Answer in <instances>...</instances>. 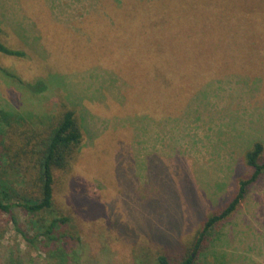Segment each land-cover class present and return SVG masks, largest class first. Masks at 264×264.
<instances>
[{
    "label": "rangeland",
    "instance_id": "rangeland-1",
    "mask_svg": "<svg viewBox=\"0 0 264 264\" xmlns=\"http://www.w3.org/2000/svg\"><path fill=\"white\" fill-rule=\"evenodd\" d=\"M0 25L26 53H0V264H182L264 144V0H0ZM67 110L83 140L38 224L17 205L37 194L26 153ZM196 264H264V176Z\"/></svg>",
    "mask_w": 264,
    "mask_h": 264
},
{
    "label": "trees",
    "instance_id": "trees-1",
    "mask_svg": "<svg viewBox=\"0 0 264 264\" xmlns=\"http://www.w3.org/2000/svg\"><path fill=\"white\" fill-rule=\"evenodd\" d=\"M234 41H236L234 44L240 49H256L260 44L259 40L252 39L251 37H248L246 40L243 39L242 41ZM0 53L17 56L26 55L24 51L12 49L1 41ZM199 64L200 62H196L194 65ZM6 73L8 72L6 71ZM20 83L23 87L36 93L43 92L48 88L44 81L24 83L21 80ZM82 140L83 133L75 111L67 110L63 113L57 124L51 127V130L41 140L37 149L30 150L31 153H26L27 155L31 154L32 160L35 162L34 165L26 164L25 166L29 169L31 179H33L32 184L37 188V194L24 195L23 200L18 202L17 205L23 207L33 217H37L36 223L41 224L40 221L42 220L43 213L51 210L54 206L55 169H65L69 166L74 152ZM245 166L252 173L246 176V179L240 181L237 193L223 211L210 216L204 221L202 229L198 231L194 241L188 247L182 264H196V260L205 247L208 236L212 234L215 226L237 211L246 198L250 187L264 176V144L262 142H257L254 148L248 152L247 164L245 163ZM3 183V180L0 179V210L11 213L15 204L11 201L12 195L10 188L3 185ZM68 220V217H57L53 219L46 227L44 226L45 229L36 234V237L44 235L50 240H55L56 237L53 235L55 229L61 222H67ZM25 236L30 240V237ZM158 260L159 264H171L167 255H160Z\"/></svg>",
    "mask_w": 264,
    "mask_h": 264
}]
</instances>
